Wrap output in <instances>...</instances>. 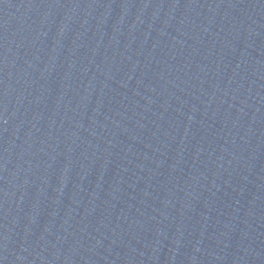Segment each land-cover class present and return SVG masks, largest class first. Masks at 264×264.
<instances>
[{
  "label": "water",
  "instance_id": "obj_1",
  "mask_svg": "<svg viewBox=\"0 0 264 264\" xmlns=\"http://www.w3.org/2000/svg\"><path fill=\"white\" fill-rule=\"evenodd\" d=\"M0 264H264V0H0Z\"/></svg>",
  "mask_w": 264,
  "mask_h": 264
}]
</instances>
